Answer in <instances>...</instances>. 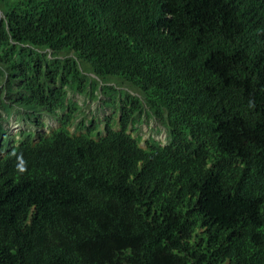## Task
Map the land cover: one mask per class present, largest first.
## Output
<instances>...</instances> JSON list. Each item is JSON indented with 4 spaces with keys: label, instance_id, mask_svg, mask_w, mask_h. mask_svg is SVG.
Segmentation results:
<instances>
[{
    "label": "trees",
    "instance_id": "1",
    "mask_svg": "<svg viewBox=\"0 0 264 264\" xmlns=\"http://www.w3.org/2000/svg\"><path fill=\"white\" fill-rule=\"evenodd\" d=\"M0 85V264H264V0H0Z\"/></svg>",
    "mask_w": 264,
    "mask_h": 264
},
{
    "label": "clouds",
    "instance_id": "2",
    "mask_svg": "<svg viewBox=\"0 0 264 264\" xmlns=\"http://www.w3.org/2000/svg\"><path fill=\"white\" fill-rule=\"evenodd\" d=\"M1 15H2V13H1ZM2 89H3V87L0 85V98H3V97H4V94H3V92H2ZM97 91H98V90L94 91L93 94H87V95H90L91 97H95V98L97 97V98H99V95H98V92H97ZM76 95H83V94H79V93L72 94V93H70L69 98H72L73 101L78 102L79 105L81 106L80 102L74 98V96H76ZM105 98H106V97H105ZM105 98H103V99H105ZM103 99H102V100H103ZM68 100H69V99H68ZM1 103H2V102H1V100H0V119H7V118L9 117V113L7 112L6 108L1 107ZM103 103H104V102H103ZM103 109H104L103 112L105 113V116H104L103 119H105V117H107V116H111V117H113V119H114V121H113V128H114V130H115V131H120V130H122V124H121V120H120V115H119V113H117L116 115H113V113L116 111V110L113 108V106H107V105H105V106L103 107ZM107 109H111L112 112L110 113L109 110H107ZM79 110H80V109H79ZM79 110H78V111H79ZM106 110H107V111H106ZM78 111L76 112V114H77V121H79L80 119L83 118V117H81V116L78 114ZM105 111H106V112H105ZM118 116H119V118H117ZM80 117H81V118H80ZM91 118H99V117H96L95 115H93L92 117L87 118V120H90ZM84 119H86V118L84 117ZM99 119H101V118H99ZM44 120H45V126H44L42 132H45V131H46V132H50L51 129H55V128H58V127L60 126V124H59V122H58V117H44ZM50 120L54 121L57 125H56L55 127L52 126V125H50V124H51ZM149 121H155V120H154V119H148V120H147V119L145 118V119H144V122H143V124H142L141 131H140V134H141V136H142V138H143V141H142V142H144V146L142 145V142H141V145H142L143 147L146 146L145 141H146L147 139H149V138H155V139H156V137H155L156 134H157V135H159V134H160V135H164V137H163L162 139H156V140H159V141H165L166 136H167L166 130L162 127V125H161L157 120H156V122H158L160 130H158L159 128H156V129H155L154 127H151V126H150V128H149L148 131L145 130V129H144V126H145V125H150V124H149ZM13 123L19 125V128H17V130L15 131V132H17V133H12V132H11V131H12V124H13ZM6 127H8L9 133H10L11 135H14L16 138H19V132H20L21 130L25 129L26 127L31 128L30 125H27V124H25V123L22 122V121H19V119H18V113H16V112H13V114H11L10 118L8 119V122L6 123ZM101 128H102V125H101ZM70 130H71V131H75V127H74V126L70 127ZM127 132L133 133L134 136H137V132L134 131V130H132V126H129ZM72 133H74V132H72ZM160 135H159V136H160ZM11 140H13V138H11Z\"/></svg>",
    "mask_w": 264,
    "mask_h": 264
},
{
    "label": "rangeland",
    "instance_id": "3",
    "mask_svg": "<svg viewBox=\"0 0 264 264\" xmlns=\"http://www.w3.org/2000/svg\"><path fill=\"white\" fill-rule=\"evenodd\" d=\"M97 92H98L99 98L91 97L90 95H76V96H74V98L76 100H78L80 102V104H81V108L78 111V114L81 117H83V118L85 117L87 119V118H90L93 115H95L96 117H99L101 119L104 118L105 113L103 112L104 111L103 107L105 106V104L103 103L102 99L106 97V94L101 92L100 89ZM107 110H109L110 113L112 112L111 109H107ZM117 118H119V116ZM50 122H51L50 125H52L54 127L57 125L52 120H50ZM149 124L150 125H145L144 126V129L147 130V131L149 130L150 126L154 127L155 129L159 128V124L156 121H149ZM17 128H19V125L13 123L11 132L12 133H17V132H15L17 130ZM159 135H157V134L155 135L156 139H162L164 137V135H160V136ZM142 145L144 146V142H142Z\"/></svg>",
    "mask_w": 264,
    "mask_h": 264
},
{
    "label": "bare ground",
    "instance_id": "4",
    "mask_svg": "<svg viewBox=\"0 0 264 264\" xmlns=\"http://www.w3.org/2000/svg\"><path fill=\"white\" fill-rule=\"evenodd\" d=\"M8 133H9V132H8ZM6 135H8V134H6ZM13 136H14V135H13ZM13 136H10V137H13ZM10 137H9V138H10ZM7 138H8V137H7ZM10 139H11V138H10ZM5 140H6V139H5ZM17 140H18V139H17ZM8 141H9V140H8ZM5 142H6V141H5ZM15 142H16V141H15ZM16 145H17V144H16ZM9 146H10V145H9ZM13 147H14V146H13ZM28 151H29V150H28Z\"/></svg>",
    "mask_w": 264,
    "mask_h": 264
}]
</instances>
